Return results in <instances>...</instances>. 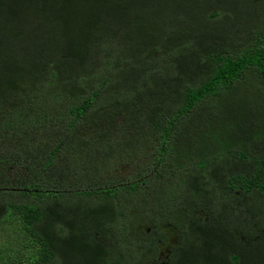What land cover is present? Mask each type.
Segmentation results:
<instances>
[{"label":"trees","instance_id":"1","mask_svg":"<svg viewBox=\"0 0 264 264\" xmlns=\"http://www.w3.org/2000/svg\"><path fill=\"white\" fill-rule=\"evenodd\" d=\"M126 1L0 0V264H264V0Z\"/></svg>","mask_w":264,"mask_h":264},{"label":"rangeland","instance_id":"2","mask_svg":"<svg viewBox=\"0 0 264 264\" xmlns=\"http://www.w3.org/2000/svg\"><path fill=\"white\" fill-rule=\"evenodd\" d=\"M175 1V0H174ZM174 1H171L170 2V4H169V6H168V8H169V10H170V12L171 13H174V12H176V11H178L179 9H180V3H173ZM183 1H185L184 3L186 4V7L184 8V11L185 10H187V9H189V8H197L196 7V4H197V1L198 0H183ZM216 1V0H215ZM222 4H221V12H222V14H225L226 13V10H227V6H228V0H219ZM230 1V3L232 2H235V3H237V0H229ZM241 1H243V0H240V1H238V2H241ZM250 1V0H249ZM142 2V0H127L126 1V8L127 9H129L130 7H132V8H134V6H137L138 4H140ZM181 6L183 7V5H182V3H181ZM234 7V6H233ZM179 19H186V18H184V17H179ZM222 20V19H221ZM185 21V20H184ZM220 24L221 25H228V23H226L225 21H223V22H221L220 21ZM226 28H229V27H226ZM118 53V52H117ZM104 59V58H103ZM107 62V61H106ZM104 67H106V63H105V60H103V61H100L99 62V64H98V70L99 69H101V68H104ZM149 73H152V72H149ZM159 75H163L164 76V74H158V75H153V76H149V74H147L146 75V77H147V80L149 81V83L151 84V85H153L154 83H155V80H156V78H157V76H159ZM160 81L159 82H161V84L157 81L156 82V84L158 83V85L156 86V88H159V89H162L163 90V92H165V93H167L172 87H174V85H173V76L172 75H170V76H167V77H165L163 80L162 79H159ZM142 82H144V81H142ZM155 84V85H156ZM253 90L252 91H249L247 88H241V92L239 93L240 95H241V93L242 94H246V95H249L250 97L251 96H253ZM255 95V94H254ZM21 107H23V108H25L26 106H24V105H22V104H19ZM32 107H34V109H36L39 113H41V112H43L44 111V109L46 108L45 107V105L43 104V106H42V104L41 103H36L35 105H32ZM51 112V111H50ZM118 120V121H117ZM88 122H89V124L90 125H92L93 127L95 126V125H98L99 123H100V118L99 119H89L88 120ZM119 122V119H116V121H115V124L116 123H118ZM150 141V140H149ZM194 141L195 140H191V143L187 146V147H185L184 149H188L190 146L192 147L193 146V144H194ZM147 143L148 142H145L144 141V143L142 144V146H146L147 145ZM115 144H117V143H115ZM138 146V145H137ZM106 149V148H105ZM107 149H110L109 147L107 148ZM116 149H117V151L118 152H121V151H123V147L122 146H116ZM106 154V153H105ZM137 160V164H136V166L134 167V169L133 170H131V171H129L128 173H126L125 175H124V178H125V180L126 181H128V182H133V181H136V177H135V174H133V171H137V168L138 167H143V168H145V166H147V165H151V167H152V162L154 161V159H148L147 158V156L145 155V154H140L139 155V158H137L136 159ZM128 168L129 169H131L130 168V166H128ZM157 169H159V166L157 165H153V168L152 169H150V170H148L147 171V173L149 174V176H144L142 179H141V181H139V183H140V187H144V185H145V182L147 181V180H149V182L145 185V189H147V196L149 197V198H151V197H153L154 196V193H156L157 192V190H154L153 192H152V190L151 189H149L150 188V185H152V183H154V184H157V185H161V184H163V186H167L166 184L168 183V178L167 177H165L166 176V173L165 174H163V175H161L160 176V178L157 180V176H156V171H157ZM117 172L119 173V169L117 170ZM155 179L157 180V181H155ZM176 180V179H175ZM176 182V181H175ZM167 189H169V188H167ZM173 191H176V189H172ZM7 192L5 191V190H1L0 191V195H5ZM145 196V193H143L142 191H139V193L137 194H135V197L137 198V199H139L141 196H143V195ZM168 197V194H166L165 195V198H167ZM138 201H140V200H138ZM70 204V203H69ZM1 211V210H0ZM138 211L139 212H137L136 213V215H135V218L139 221L138 223H143V222H145L146 221V216H145V214H144V210L142 211V209H138ZM153 215H156L155 213H153ZM151 217H154V216H151ZM169 225H170V221L169 222H167ZM173 225V224H172ZM12 227V226H11ZM13 229H14V231L12 232V231H10L11 229L9 228V225H6V226H3V224H0V244H4V246H8L9 245V242H8V240H9V236H11V237H13V238H15V234H14V232H17L16 231V229H17V225H15V227H13ZM239 231H241L242 232V230H239ZM4 232L7 234V235H9V233H10V235L9 236H7V235H4ZM244 233V232H243ZM146 234H149V231L147 230L146 231ZM241 238L242 239H246V237H245V235H242L241 234ZM123 239V238H122ZM6 240V241H5ZM175 243H176V241H175ZM1 247V246H0ZM162 256V255H161ZM163 257V256H162Z\"/></svg>","mask_w":264,"mask_h":264},{"label":"clouds","instance_id":"3","mask_svg":"<svg viewBox=\"0 0 264 264\" xmlns=\"http://www.w3.org/2000/svg\"><path fill=\"white\" fill-rule=\"evenodd\" d=\"M82 199H84V198H82ZM88 200L90 201L91 204H94L95 202H97V200L94 197H90V198H88ZM167 226H169V224ZM175 241H176V243H175ZM167 243H170V249L173 250L175 248L174 246H176L175 244H177V238H175L173 235L168 233V236L165 239V242L163 244H167ZM168 253H170V250H167V248H164L162 250V252H160V254L163 256V262H162L163 264H166L165 263L166 259L164 258V256H167Z\"/></svg>","mask_w":264,"mask_h":264},{"label":"flooded vegetation","instance_id":"4","mask_svg":"<svg viewBox=\"0 0 264 264\" xmlns=\"http://www.w3.org/2000/svg\"><path fill=\"white\" fill-rule=\"evenodd\" d=\"M166 225H168V223H167ZM170 225L173 226L172 223H170ZM156 227H157V225H155L154 228H156ZM156 230H157V232H158V231H162V230H163L162 225L159 224V227H158ZM148 231H149V230H148ZM163 231H164V230H163ZM166 234H167V236H168V232H167ZM154 238H155V240H156L157 242H159L160 252H162V250H163L164 248H167V250H171V249H170V243H167V244H163V243H162V241L165 240L167 237H166V238H163V236H162V237L159 239V238H157V234H156V235H154ZM164 258L167 260V256H164Z\"/></svg>","mask_w":264,"mask_h":264}]
</instances>
